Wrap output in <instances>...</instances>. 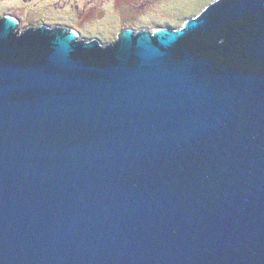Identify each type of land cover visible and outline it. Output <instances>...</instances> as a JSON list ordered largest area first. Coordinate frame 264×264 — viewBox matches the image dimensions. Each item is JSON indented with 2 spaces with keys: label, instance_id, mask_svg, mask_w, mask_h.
Segmentation results:
<instances>
[{
  "label": "water",
  "instance_id": "1",
  "mask_svg": "<svg viewBox=\"0 0 264 264\" xmlns=\"http://www.w3.org/2000/svg\"><path fill=\"white\" fill-rule=\"evenodd\" d=\"M0 264H264V0L106 44L2 15Z\"/></svg>",
  "mask_w": 264,
  "mask_h": 264
},
{
  "label": "rangeland",
  "instance_id": "2",
  "mask_svg": "<svg viewBox=\"0 0 264 264\" xmlns=\"http://www.w3.org/2000/svg\"><path fill=\"white\" fill-rule=\"evenodd\" d=\"M213 0H0V17L29 26L73 28L85 40L114 41L123 27H179ZM71 15V16H70ZM73 16V17H72Z\"/></svg>",
  "mask_w": 264,
  "mask_h": 264
},
{
  "label": "flooded vegetation",
  "instance_id": "3",
  "mask_svg": "<svg viewBox=\"0 0 264 264\" xmlns=\"http://www.w3.org/2000/svg\"><path fill=\"white\" fill-rule=\"evenodd\" d=\"M70 16H71V15H70ZM72 17H73V16H72ZM123 28H124V27H123ZM69 29H73V28H69ZM77 34H78V36H80L78 32H77ZM116 37H117V35H116Z\"/></svg>",
  "mask_w": 264,
  "mask_h": 264
}]
</instances>
